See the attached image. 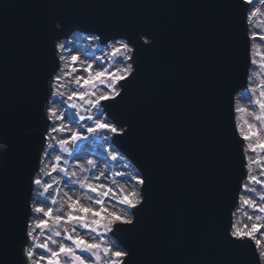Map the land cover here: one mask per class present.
I'll return each mask as SVG.
<instances>
[{
    "label": "water",
    "instance_id": "95a60500",
    "mask_svg": "<svg viewBox=\"0 0 264 264\" xmlns=\"http://www.w3.org/2000/svg\"><path fill=\"white\" fill-rule=\"evenodd\" d=\"M239 5L240 0H0V254L6 264H15L25 239L29 178L47 124L38 104L48 92L47 73L57 64L55 41L76 31L113 35L116 24L129 20L149 23L156 34L155 46L138 53L136 128L129 137L115 138L139 168L154 175L137 259L217 264L225 258L215 237L232 221L245 176L232 108L250 65L248 7ZM54 20L63 21L62 29L53 28ZM131 111L124 106L120 114ZM221 189L222 198L216 195Z\"/></svg>",
    "mask_w": 264,
    "mask_h": 264
},
{
    "label": "snow or ice",
    "instance_id": "6c2138e0",
    "mask_svg": "<svg viewBox=\"0 0 264 264\" xmlns=\"http://www.w3.org/2000/svg\"><path fill=\"white\" fill-rule=\"evenodd\" d=\"M255 3L256 0H240V7L248 6L244 14L246 24L251 23L259 12ZM218 6L231 5L221 3ZM62 27L63 21H53L54 29ZM113 31L114 34L109 36L104 32L88 36L94 45L100 42L110 49L109 66L96 63L104 57L90 54L81 62L77 53L83 50L69 48L66 42L54 44L56 60L61 63L47 73L48 92L43 97L44 102L38 104L40 118L51 123L46 124L40 133V151L29 178L32 196L26 207L30 214H26L22 229L25 239L15 264H141L137 259V234L143 215L153 204L150 189L154 185V175L147 169L136 167L116 144L115 138L129 137L136 128V101L132 90L142 72L138 53L155 46L156 34L149 23L136 20L118 23ZM247 38L249 63L255 64L251 41L264 43V34L249 29ZM66 51L68 57L63 54ZM66 60L69 62L62 63ZM118 64L123 66L117 67ZM246 80L248 86L239 92V96L244 98V93H248V104L254 105L258 111L249 113L247 107H238L235 98L232 100L235 114H247L242 123H234L244 146L247 170V182L241 187L249 195H242L241 203L259 214L254 216L255 222L251 225L240 226L238 222L230 221L215 237L217 247L225 256L217 264H264V246L257 238L264 236V203H258L264 201V192L257 195V187H254L264 189V82L252 86L251 76ZM69 84L74 87L66 95ZM53 96L58 97V101L48 103ZM57 104L61 107L66 104L75 110L71 118L69 113L61 111V107L54 106ZM124 106L132 109L127 116L120 114ZM57 133L64 135L57 137L54 135ZM83 141H103L108 146L106 154L112 161L124 158V168L130 171L115 175L130 183V190L104 181L105 171L95 173L99 166L95 160L86 161L95 174L77 178V170L85 172L89 169L82 164H78L77 170L69 169L64 166L67 163L65 156L53 155L58 147L61 153L79 161L81 157L75 154L83 151ZM254 167L258 175L253 173ZM53 173H63L69 179L64 181ZM216 195L222 198L223 190ZM253 196L257 198L253 199ZM212 211L210 207L209 212ZM248 218L253 219L252 216ZM250 244L254 247L247 251ZM233 254L235 258H232ZM0 264H6L2 254Z\"/></svg>",
    "mask_w": 264,
    "mask_h": 264
},
{
    "label": "rangeland",
    "instance_id": "374dc122",
    "mask_svg": "<svg viewBox=\"0 0 264 264\" xmlns=\"http://www.w3.org/2000/svg\"><path fill=\"white\" fill-rule=\"evenodd\" d=\"M255 8L259 9V12L257 14V16L254 18V20L259 21V23L262 25L259 28H251L252 31H260L262 34H264V3H261V0H256L255 3ZM252 23H249V26H251ZM258 27V26H257ZM71 41V42H70ZM66 43H71L72 47L77 48L78 50H83L82 53H80V58L82 59L81 62H84L86 59V56L88 54L94 56V57H104V60L102 61H97L96 63H103L105 66H109V60H110V49L108 47H106L105 45H103L100 42H95V45L93 44V42H91L88 38L85 39V35L84 34H80V35H76L73 36L71 39L65 40ZM79 53V52H78ZM252 56L253 58L256 60V63L253 64L255 65H261V67H252L251 69V84L252 86H258L260 83L264 82V43H261L260 41H252ZM67 56V54H66ZM62 63H68V61H64ZM79 67V65H77ZM117 67H122V64H118L116 65ZM73 85L69 84L68 88L65 90L66 95L73 90ZM249 95V94H248ZM58 97L53 96L51 99V103L54 101H58ZM245 104H248V100H246ZM57 107H61L60 105H54ZM248 109H249V113L254 112V111H258L256 109V107L254 105H249L248 104ZM61 111H66L67 113L70 114V118H71V114L74 113L75 110H72L70 108H68V106L65 104L61 107ZM237 118H240L239 114H236ZM239 121V120H238ZM241 122V121H240ZM239 122V123H240ZM57 137H60L64 134H54ZM54 143V141L52 142ZM81 144L83 145V151L82 152H77L75 155H79L81 157V159L79 161H77L74 156H69L67 153H61L59 148H56V151L53 152V155L59 153L63 156L66 157L67 159V163L64 165L65 167L69 168V169H73V170H77L78 164H82L85 167H87L89 170L85 171V172H80L77 170V178H80L82 176H91L93 174H95L93 172V170L90 168V166H87L86 161L87 160H95L98 162V168H105V163L106 162V170L109 172L110 170L112 171V173H114V176H112L111 173H108L105 175L104 179L110 180L113 179L115 185L117 186V188L122 187V184L126 183L128 184V182L123 179L122 177L118 176V178L116 179L115 175L117 172H122V171H130V169H125L124 168V163L126 162L124 160V158L122 157L121 159H118L116 161H112L109 158V155L106 154V149H107V144H103V141H100L98 143H90L89 141H83L81 142ZM103 144V147H101L100 145ZM83 156V157H82ZM96 171V170H95ZM254 171V170H253ZM254 174H259L258 170H256V172L254 171ZM53 176H58L60 178H62L64 181H67L69 178L64 176L63 173H53ZM123 182V183H122ZM130 184V183H129ZM71 186V185H70ZM78 188V186H76ZM126 189L130 190L131 189V184L130 187L128 185H126ZM62 191L63 189V185H61ZM260 192H264V189H261V191L258 189L257 190V195ZM249 195V194H248ZM253 199H256L257 196H253ZM36 199H42L41 197H36ZM85 203H87V200L85 198L84 200ZM258 203H264V201H258ZM66 210V209H65ZM119 210V209H117ZM243 210L245 212H249V216H252L255 214H259V213H254L252 209L243 206ZM251 222H255V220L251 221ZM258 239H261L262 241V246H264V236H258ZM42 251V250H41ZM39 254V253H38Z\"/></svg>",
    "mask_w": 264,
    "mask_h": 264
},
{
    "label": "bare ground",
    "instance_id": "6f19581e",
    "mask_svg": "<svg viewBox=\"0 0 264 264\" xmlns=\"http://www.w3.org/2000/svg\"><path fill=\"white\" fill-rule=\"evenodd\" d=\"M251 23H252V25L251 26H249V29H251V28H259V27H261L262 25L259 23V21H257V20H252L251 21ZM258 26V27H257ZM61 43H65V40H62V41H60ZM71 42V41H70ZM67 45H68V47L69 48H71L72 47V45H71V43H67ZM80 50V49H79ZM65 56H66V54H67V56L66 57H68L69 56V53L66 51V52H64L63 53ZM77 54H80V53H77ZM81 59V58H80ZM68 61V60H67ZM81 61H82V59H81ZM69 62V61H68ZM251 72L252 71H250V75L249 76H251L252 77V74H251ZM236 106H238V107H247L248 108V104H245V102H246V96H244V98H241L240 96H239V93L236 95ZM239 115H240V118L238 117V120H239V122L240 123H242L243 122V119L244 118H246V116H247V114H245V113H239ZM247 118H249L250 119V117H247ZM83 157V156H82ZM253 170L256 172V168L254 167L253 168ZM99 171H105V175L106 174H108V173H111L112 174V176H114V173H112V171L110 170L109 172L105 169V168H99V169H96V171H95V173H98ZM254 171H253V173H254ZM246 172H247V170H246ZM118 178V176H116V179ZM104 181H106V182H108V180H106V179H104ZM109 182H114L113 181V179H111L110 178V180H109ZM117 182V181H116ZM115 182V183H116ZM247 181H246V179L244 180V183H246ZM123 183V182H122ZM126 185H128L129 187H130V184L128 183V184H126V183H124V184H122V187H125V188H127L126 187ZM254 187H257V190L259 189L260 191H261V189L259 188V186H254ZM242 192V191H241ZM249 193H246V192H242V194H241V196L242 195H244V196H247ZM241 196H240V201H239V205H238V210H234L233 211V213H234V215H233V218H234V222H238L239 223V225L240 226H244V225H251L253 222H251V221H253L254 220V216H255V214L253 215V219H249L248 217H249V212H245L244 210H243V206H245V205H243L242 203H241ZM258 215V214H257Z\"/></svg>",
    "mask_w": 264,
    "mask_h": 264
}]
</instances>
